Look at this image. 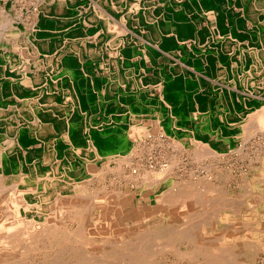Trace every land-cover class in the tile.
<instances>
[{
	"label": "bare ground",
	"instance_id": "1",
	"mask_svg": "<svg viewBox=\"0 0 264 264\" xmlns=\"http://www.w3.org/2000/svg\"><path fill=\"white\" fill-rule=\"evenodd\" d=\"M170 1L171 10L160 0H37L40 11L37 25L30 30L21 21L18 27L24 30L22 51L31 55L37 49V64L47 71L44 70L43 76L15 73L24 64L11 59H6L5 64V58L0 57V92L8 96L0 105V144L11 133L12 120L25 117L33 126V130L22 131L16 137L26 150L24 153L17 143L4 145L0 151V264L23 263L35 253L33 244L37 246L41 236L52 239L60 248L64 243L91 246L93 249L86 251L88 254L84 251L81 255L75 250L79 264H104L98 256L100 248L110 256L115 254L117 260L116 247L97 241L96 244L92 239L112 238L114 232L122 235L129 231L125 221L135 216L145 219L131 230L142 242L137 249L124 248L120 254L125 256L126 264L137 254L140 257H132L137 259V264H151L156 256L152 254L160 249L164 239L168 241L166 245H172L176 238H194L197 245L205 247L208 243L204 237L192 233L196 230L194 224L199 227V223L203 226L212 223L215 229L218 219L208 215L233 211L231 197L220 190L218 175L209 165L197 166L198 169L188 171L191 173L184 179L187 182L176 183V161L173 164L165 156L155 155L168 152L180 156L181 151L190 153L196 149L194 156L203 160L240 152L241 149L232 146V141L240 138L243 145L259 137L263 143L264 95L263 87L256 86V81L264 79V0H239L236 7L233 0ZM75 5L78 7L73 11L71 7ZM83 6L86 14L81 12ZM181 9L192 17L186 38L179 34L180 20L176 17ZM89 13L94 14L96 23L89 22ZM223 16L233 17L226 28L219 24ZM168 22L172 29L169 34ZM249 22L253 25L247 29ZM99 24L100 31L95 33ZM106 31L115 34L108 41H105ZM92 37L98 42L91 43ZM191 38L192 46L187 42ZM136 47L140 55L135 54ZM152 48L176 61L177 64L165 67L166 76H155L156 71H161L156 68L154 75H149L152 69L147 66L145 55ZM197 61L204 63V72L195 66ZM92 63L97 64L96 71L103 77L92 74ZM41 86L44 88H36ZM155 88L160 89L159 94L154 93ZM21 108L23 112H19ZM86 109L92 111L86 114ZM208 109L214 112L209 113ZM98 115L104 120H97ZM238 115L239 121L234 117ZM244 130L245 136L240 135ZM138 151L142 154L149 151L150 157L154 156L143 160L140 155L136 161L133 157ZM95 153H100L98 157L110 154L105 156L113 161L121 157L119 176L130 191L126 194L115 191L102 197L95 205L96 221L68 232L54 219L60 214L83 218L87 213L93 199L87 194L85 181L99 179L102 173L87 167L85 158L89 160ZM178 177L182 178L179 174ZM119 180L116 174L111 184ZM147 197L151 199L146 201ZM152 197L156 198L154 203ZM261 198L262 204L264 198ZM55 212L59 214L53 216ZM161 214L170 217L162 218ZM161 219L167 222L159 224L163 228L152 230L156 225L148 223ZM239 226H221V230L240 229L243 233L226 234L222 242L213 243L215 255L206 261L240 263L237 256L245 249L230 253L224 247L233 238L239 239L233 243L235 248L264 244V234ZM149 230L152 231L140 238L141 232ZM144 246L145 250L150 249L145 251ZM64 247L60 251L66 250Z\"/></svg>",
	"mask_w": 264,
	"mask_h": 264
},
{
	"label": "rangeland",
	"instance_id": "2",
	"mask_svg": "<svg viewBox=\"0 0 264 264\" xmlns=\"http://www.w3.org/2000/svg\"><path fill=\"white\" fill-rule=\"evenodd\" d=\"M4 1H6L7 3L6 2L1 3V1H0V10H1L0 11V16L2 18V19H0V43H1L0 44V47H1L0 48V57H2L3 59L5 58V64H6V59L18 60L16 62V64H19V65L20 64H24V66H22L23 68L19 67L18 69H16L15 73H28V74L36 73V75H38V76H43L44 70L47 71V68L46 67H40L37 64L38 62H37L36 58L38 56V50L35 49V52L31 51L30 52L31 55H26L25 52L22 51L21 44L22 43L24 44V42H23L24 40H23V37H22V35L24 34V30H22L21 28L18 27L19 25L21 26V21H25L24 23H26V25L29 27L28 29H30V30L33 28V26L37 25V23L39 22V14H40V11L37 10L38 7L36 6V3H35V1H37V0H23V1L15 0L14 3L11 2L12 0H4ZM41 1L44 2L46 0H41ZM238 1L239 0H236V1L233 0L232 5L234 7H236ZM234 3H236V4H234ZM171 9H172V7L169 8L168 10H171ZM179 11L180 10H178L176 12L177 20H181L180 16H178V12ZM81 12H82V14H86L87 11H83L81 9ZM186 16L190 17L189 21L192 20L191 19L192 17L189 16L187 13H186ZM197 21H198V18H197ZM230 22L231 21H228V17L227 16H223L220 19L219 24L226 28ZM96 26H97V28L94 30V32L98 33L100 31L99 28L101 27V24L96 25ZM106 32H104V35L106 37L105 41H108L110 39V36L114 37V35H115V34L112 35L111 33H109V31H106ZM183 33H184V31H183ZM183 37L186 38L187 36H183ZM188 40H187L188 45L190 44V46H192L194 44V42H193L194 39L191 38V39H188ZM89 41L91 43H97L98 39L92 37V38L89 39ZM208 43L210 44L209 40H208ZM135 53L138 54L139 51L136 50ZM142 53H144V52L142 51ZM149 53H153V55H156V56H161L162 55V53L160 51L156 50L155 48H152ZM149 53H146V55H145L146 58L145 59H146L147 66L151 67L152 64H151V59L149 57ZM122 62H125V61L123 60ZM94 64H96V63H94ZM94 64L92 63L93 66L90 67V70L92 71V74L95 75V76L101 75V77H103L104 76L103 74H99L96 71L97 70V64L95 66H94ZM174 64H177L176 61H175ZM195 66L197 67V69H200L202 71V69L204 67V63L203 62L197 63ZM102 69H104V67H102ZM156 69H158V68H156ZM219 69H220V71H222L223 67H219ZM152 70H149V75L150 76L154 75V70L153 71ZM203 71H204V69H203ZM161 75L162 74L159 71L155 72V76L160 77ZM263 85H264V79H260V80L256 81V86H262L263 87L262 90H261L262 93H263L262 95H264V86ZM56 86L57 87L58 86L61 87L60 85H56ZM36 88L37 89H43L44 86H41V88L40 87H36ZM152 88H153V86L151 87V89ZM247 92H250V91H247ZM154 93L155 94H157V93L159 94L160 93V89L159 88H155L154 89ZM246 95H247L248 98L252 99L251 97L248 96L249 93H246ZM6 98H8V96H5L4 94H2L0 92V105H1V103H3V101H6ZM28 108H27V110L29 112V110H31V108H29V109ZM21 110L22 111H19V112H23V108H21ZM212 110H214V109H211V110L208 109L207 111L209 113H213L214 111H212ZM91 111H92V109H86L84 112L86 114H88ZM234 117H236V119H237L239 117V115L238 116H234ZM96 119L99 120V121H103L104 120L103 116H101V115H98V117ZM239 120H240V118H238V121ZM91 121L92 120H90V123H91ZM232 122H234V121H232ZM220 123H222V122L220 121ZM9 126H10V129H11V133H9L8 136L5 135V140L6 141L4 140L3 142H1L0 151H2V149H3L2 147L4 145L9 146V145H11V143L13 145L17 143V146H20V147H17V148L19 150H21L22 153H24L26 150L24 148H22V145H21L22 143L19 140H17L16 137L22 131H31V130H33V126L31 124V120H29L28 118L26 119L25 117H20V118L18 117L15 120H12V122H11V124ZM245 133H246V130H244L242 132V134H240V132H239L238 135L239 134L240 135L244 134V136H245ZM260 139H261L260 137L259 138H253V139H251V141H249L247 143V145H243V143H242L243 139H241V138L236 140V141H232L233 149H236V150L237 149H239V150L241 149L243 151L242 152L240 150V152H239L237 150V152L234 153V155H232V156L231 155H220V156L215 155L214 158L213 157H209V158L207 157L208 158L207 159L205 157L206 159L200 160L201 159L200 156H194V154H196L195 153L196 149H194V151H193L194 153L192 151H191L192 153L191 152L189 153V152H186V151H181L179 153L180 156L179 155L175 156V155H173V153L171 154V153H168V152L167 153L166 152L162 153L163 155H161V152L157 153V155H155V156H157V158H161V157L165 156L164 158L166 160L172 161L173 164L176 161L175 162V164H177V166H176L177 182L176 183H183L184 181L187 182L186 181L187 177H188L187 174L189 175V173H191V172H188V171L196 170V169H198L199 166H204V165L208 166L209 165L210 170H212V171L214 170L213 173L218 175V177H217L218 178L217 185H218V187L221 188L220 190L225 192L227 195L229 194V197H231L230 202L233 203L232 204V206H233L232 210L233 211L231 212V214L230 213L229 214L225 213L224 211L223 212L217 211L215 214L213 213L214 215L213 214L208 215V216H211L212 218L215 217L216 219H218V221H216L217 226H215V229L213 228V224L212 223H209V224L207 223V224H205V226L199 225L200 224L199 223L198 224L199 227H197L193 223L194 226L196 227V230L192 231V233H194L196 235H201L202 238L204 237V241H206L208 243L205 247L197 245V242L195 241L196 239L194 240V238L193 239H187V238L186 239H184V238L177 239L176 238L174 241L172 240V242H173L172 245H166L165 242H168V241H165V239H164V240H161L160 246L158 247L160 249H158V251H156L154 254H152V257H154V255H156V256L154 257L155 260L153 259V261H152L154 263L151 262V264H216V263H210V262L206 261V259H208L209 257L215 255L216 247H214L213 243L222 242V239H223V237L226 234H232L233 232H234V234H242L243 233V230H240V229L239 230L238 229H235V230L223 229V230H221L222 227L230 228V226L233 227V225H235V226L236 225H240L239 227L242 228V229H246V228L248 229L249 228V230H251V232H253V233L257 232V233H260V234H264V216H263L264 215V203L262 202V204H263L262 205L261 204V200H259V199H262L261 197L264 198V195H263L264 194V186H263L264 185V183H263L264 182V168H263L264 167V161H262V158L264 157V153H263L264 152V148H263V146H264V138H263V143L259 141ZM242 147H243V149H242ZM116 152H118V151L116 150ZM124 153H126V152H124ZM138 153H136L135 157H133L134 160H136V161L139 160L138 156H140V155H141V158L143 160L149 159L148 157H150V155H151V154H149L150 153L149 151L145 152L146 154H142L141 151H138ZM121 154H123V153H121ZM97 155H100V153L96 154V156H89V160H88V158L87 159L85 158L86 163L88 164L87 167L90 168V170L92 172L96 171V170H99V171L102 172L100 177H99V179L101 181L98 178L97 179H93V180L85 181V187H86L87 194H88L89 197H91L93 199L92 203L88 205L87 213L85 214V216L83 218L74 219L69 214H60V215L56 216L55 219H54L55 223L59 224L61 227H63L68 232H71V230L73 232L79 226L80 227L84 226V224H85V226L86 225H92L93 222L96 221L95 220L96 216H94L96 214V211H94V209H96L95 205H97V203H100V200H101L102 197H105L107 194L114 193L115 191H118L121 194H126V193H128L130 191L129 189L126 188L125 182H122L123 179L119 176L120 172H121L120 168L122 167L121 164L123 163V160L122 159L120 160L121 157H119L118 161H113L115 159H112L110 157H106L105 156V155H110V154H105L104 156L102 155V156H99V157ZM113 155H115V154H113ZM152 157H150V158H152ZM176 157H178V159ZM193 157L194 158L198 157V158L197 159H193ZM157 158H155V159H157ZM181 158H183V159H181ZM258 158H259V160H258ZM186 160H188V162ZM193 160H195V161H193ZM177 161H178V163H177ZM201 161L203 163H200ZM183 164H184V167H183ZM191 164H192V167H190ZM210 164H212L213 166L210 165ZM213 167H214V169H213ZM110 169H113V171L112 170L110 171ZM255 171L258 172V173H256ZM259 171H261V172H259ZM104 172H106V173H104ZM117 172H119V174ZM112 173H114V174H112ZM184 173L186 174V176L184 175ZM219 173H222V174H219ZM116 174L118 175V178H120L121 181L120 180L116 181L115 185H113V184H111V179H112V177H115ZM178 174L182 178L179 179ZM184 179H186V180H184ZM262 179H263V181H262ZM119 182H121L122 184L119 183ZM170 182H172V180H170ZM104 183H106V184H104ZM169 184H171V183H169ZM101 187H102V189H101ZM104 187L107 188V190ZM109 187H111V188H109ZM241 192H243V193L245 192V193L243 194ZM239 194H240V196H239ZM95 198H97V199H95ZM149 199H151V198L147 197L146 201H149ZM155 199L156 198L152 197L151 201L154 203ZM235 204H237V206ZM239 208H240V210H239ZM57 214H59V212L53 213V216H55ZM67 216H68V218H66ZM159 216H162V218H166V217L169 218L170 217V215H162V214L159 215ZM229 216H230V218H229ZM237 217H239V218H237ZM250 218H251V220H248ZM144 220L145 219L142 218L141 216H138V217L135 216L134 218L125 221V227L129 231H126L122 235L120 233H118V232H114L113 236H115V237H112V238L108 237L109 239L108 238L104 239V237H94L92 239L94 242L97 241L98 243H109L110 247L112 246V247H116L117 248L116 254L118 253V255H119V256L117 255V260L118 261L116 260V255L115 254H113V253L111 254V256H113V255H115V256H113L112 260H110V257H111L110 253H106V252H104L103 248H100V252H99L98 256H100L102 258V262L104 264H124V263L126 264V261L125 262L123 261L125 259V256L123 257V254H120L121 250L124 249V248H126V249L128 248L130 250L131 249L135 250V249L138 248L139 242L141 240L138 237H136L134 231H131V230H135V226L138 225V223H142V221H144ZM165 220L166 219H163V220L161 219L157 223L153 222V223H148V224H150V225H154L155 224L156 225V226H152V230L155 229V228H163V226L160 227L159 224L162 223V225H163L164 222L167 223ZM222 220H223V222H222ZM77 221H78V223H77ZM170 222H172V221H170ZM255 222H257V223H255ZM256 225L259 226L258 229H256ZM71 227H72V229H71ZM75 227H76V229H75ZM151 231L149 230L147 232H141L142 234L140 235V238L143 235L150 233ZM88 238H89V235H88V237H85V239H88ZM238 240L239 239L235 240V238H233V241L228 243V244H225L224 247H225V249L230 250V253L231 252L233 253V251H235L236 249H245V251L241 255L237 256L239 259L241 258L240 259L241 260L240 263L239 262L235 263V262H230V261L228 262L227 261V262H224V264H264V244L259 242L257 244L255 243V244H253L251 246H240V247L235 248L236 246H233L234 245L233 243H235ZM245 240H246V238L245 239L240 238V241H245ZM247 240H251V243L254 242L252 239H247ZM37 242H38L37 246H36L35 242L33 244L35 246L33 249L36 250L35 251L36 254L33 252L31 254L33 256L29 255L30 257H27V260H24L23 263L17 262L18 264H44V262H47V263L49 262L48 264H51V263L52 264H56V263L59 264L60 261H61L60 262L61 264H74L73 261L77 262V257H76L75 254L81 253V255H82L83 254L82 252H84V251H85L84 254L85 253L88 254L87 252H90L93 249L91 246H87L85 244L84 245L83 244H81V245H70L69 243H64L61 247L63 248L64 246H66V248L64 247V249H66V250L60 251L62 248H60L59 244H57L56 242L52 241V239H50L48 237L47 238H43V236L39 237V240L37 239ZM97 242H96V244H97ZM67 244H69V245H67ZM164 244H165V246H164ZM124 245H125V247H124ZM176 246L177 247L179 246V247L176 248ZM78 247L79 248L82 247V248H80V250H79ZM171 247H172V249L174 248L173 251H172V249H170ZM40 248H42V250ZM44 248H45V251L43 250ZM166 248H168V250H166ZM68 249H70V250H68ZM145 249H146V246H144V250ZM149 249H150V247H149ZM212 249H214V250H212ZM247 249H248V251H247ZM75 250H77L78 253H77V251L75 252ZM148 250H145V251H148ZM163 250H164V252H163ZM38 251H39V253H38ZM183 251H185L186 253L183 252ZM68 252H69V254H68ZM102 252H104V253H102ZM197 252H198V255H197ZM63 253H65V254H63ZM203 253H204V255H203ZM48 254L52 258L49 257L50 258L49 259L48 258L49 255ZM51 254L53 256H51ZM191 254L193 256H190ZM195 254H196V256H195ZM46 255H47V257H46ZM58 255H59V257H58ZM120 255H121V257H120ZM229 255H228V257H229ZM77 256H79V255H77ZM184 256H186V257H184ZM108 257H109V259H108ZM132 257H135V258L137 257L138 258V257H140V254L132 255ZM132 257L130 258V261H127V264H134V263L137 264V262H136L137 259H133ZM113 258H115V259L113 260ZM103 260H106L107 262L103 261ZM115 260L117 261V263H116ZM121 260L123 261V263L121 262ZM132 260H135V261L133 262ZM246 261H248V262H246ZM17 263H10V264H17Z\"/></svg>",
	"mask_w": 264,
	"mask_h": 264
},
{
	"label": "crops",
	"instance_id": "3",
	"mask_svg": "<svg viewBox=\"0 0 264 264\" xmlns=\"http://www.w3.org/2000/svg\"><path fill=\"white\" fill-rule=\"evenodd\" d=\"M1 1V3H3V2H6V1H2V0H0ZM65 1V0H64ZM68 2L70 1V0H67ZM160 1H163L164 2V4H165V7L167 8V9H169V8H171L172 7V4H171V1L170 0H160ZM234 1H236V0H234ZM12 3H14L15 2V0H12L11 1ZM7 3V2H6ZM234 4H236V3H234ZM76 7H78V5H75V6H72L71 7V9L73 8V11H75V9H76ZM81 7V6H80ZM82 10L83 11H86V8H85V6H83L82 7ZM240 10V9H239ZM224 11H226V9L224 10ZM178 16H180V21H179V34L181 35V36H187L188 37V24H189V17H187L186 16V12L183 10V9H181L179 12H178ZM87 18H88V20H89V22L90 23H96L95 22V16H94V14L93 13H89L88 15H87ZM0 19H2L1 18V16H0ZM188 20V21H187ZM228 21H233V17H229L228 18ZM251 25H253L252 23H250L249 22V24L247 25V29H250V26ZM183 28V29H182ZM171 24L168 22V23H166V31H167V33L169 34L170 32H171ZM183 31H184V33H183ZM246 41V44L249 42V39H247V40H245ZM136 50H138L139 51V53L138 54H136V55H140L141 54V51L136 47V49H135V51ZM149 57H150V59H151V64H152V66L149 68V69H153V68H158V69H160L161 71V74L163 75V76H166V70H165V67L168 65V64H174L175 63V60H173V59H171V58H169V57H167V56H165V55H161V56H156V55H153V53H149ZM197 63H201V61H197L196 63H195V65L197 64ZM235 67H237L238 66V64H237V62H234V64H233ZM203 69H204V67H203ZM203 69H202V71H203ZM200 72H202L200 69H198ZM204 72V71H203ZM206 90L208 91L209 90V88H206Z\"/></svg>",
	"mask_w": 264,
	"mask_h": 264
}]
</instances>
